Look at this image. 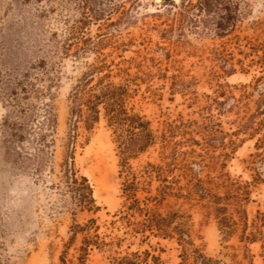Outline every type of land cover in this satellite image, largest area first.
I'll return each mask as SVG.
<instances>
[{
	"label": "rangeland",
	"instance_id": "1",
	"mask_svg": "<svg viewBox=\"0 0 264 264\" xmlns=\"http://www.w3.org/2000/svg\"><path fill=\"white\" fill-rule=\"evenodd\" d=\"M201 256L264 264V0H0V264Z\"/></svg>",
	"mask_w": 264,
	"mask_h": 264
},
{
	"label": "trees",
	"instance_id": "2",
	"mask_svg": "<svg viewBox=\"0 0 264 264\" xmlns=\"http://www.w3.org/2000/svg\"><path fill=\"white\" fill-rule=\"evenodd\" d=\"M102 99H104L103 97H99V98H97L96 100H97V102H95V104H97V103H102V102H100V100H102ZM81 101V100H80ZM76 102V103H75ZM75 102H74V104H73V106L74 105H77V108H81L82 107V104L80 103V102H78L77 100H75ZM72 106V109L74 108ZM73 111V110H72ZM131 127H132V129H134V130H136V131H142L144 134H145V137H146V142L144 143V147H148L149 146V144L151 143V141H152V134H151V132L148 130V128L146 127V125L143 123V122H141L140 120L139 121H137L136 123H133L132 125H131ZM131 158V156H127V157H125V159H124V167H127L128 166V163H127V161L129 160V158ZM191 243V241H190V239H188V244H190ZM196 259H198V258H196ZM200 259L202 260V259H204V257L203 256H201L200 257ZM198 261V260H197ZM199 262V261H198ZM202 262H204V263H200V264H214V262L212 261V260H208V259H204ZM83 264H84V262H83Z\"/></svg>",
	"mask_w": 264,
	"mask_h": 264
}]
</instances>
